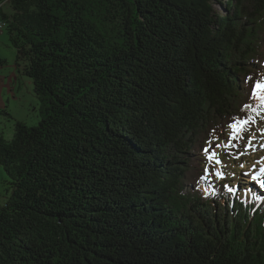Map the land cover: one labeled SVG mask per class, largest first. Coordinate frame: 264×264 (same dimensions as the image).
<instances>
[{
  "label": "trees",
  "instance_id": "1",
  "mask_svg": "<svg viewBox=\"0 0 264 264\" xmlns=\"http://www.w3.org/2000/svg\"><path fill=\"white\" fill-rule=\"evenodd\" d=\"M7 2L41 118L0 136V264H264L263 187L202 152L264 121V0Z\"/></svg>",
  "mask_w": 264,
  "mask_h": 264
},
{
  "label": "rangeland",
  "instance_id": "2",
  "mask_svg": "<svg viewBox=\"0 0 264 264\" xmlns=\"http://www.w3.org/2000/svg\"><path fill=\"white\" fill-rule=\"evenodd\" d=\"M0 4L1 19V13L9 14L11 8L7 0H0ZM213 6L217 13L223 12L220 5L213 4ZM0 57L6 61L0 67V136L10 140L13 136L14 124L17 120L25 122L28 126L38 124L41 118V102L34 94L32 80L24 75L16 65V49L10 44L5 28L0 31ZM252 124L254 125L252 129L259 130V133L251 135L252 144L250 147L246 149V145L249 143L248 137L243 139L242 143H236L239 146L235 149L237 152L232 147H226L225 145L229 143L231 134V129L229 128L226 133L227 140L215 141L214 139L212 140V146H206L209 149V154L215 151L217 156L210 162L205 154L207 159L205 165L212 167L215 173L216 171H220L224 177H227V173H229L234 179H239L240 183H243V180L247 182V179L252 178L253 174L264 169V163H262L264 161V121L255 120V123ZM231 143L235 145L233 140ZM218 144L220 147H217ZM204 149L202 152H204ZM215 159H219L221 163L217 164ZM231 162L235 166L248 167L250 171L244 169L240 172L231 169L229 167ZM245 173H248V175H245ZM262 174L264 175V173ZM247 183L251 184L252 182ZM251 185L255 187L258 184L256 181H253ZM10 193L11 189L8 184V177L0 165V205L7 199Z\"/></svg>",
  "mask_w": 264,
  "mask_h": 264
},
{
  "label": "snow or ice",
  "instance_id": "3",
  "mask_svg": "<svg viewBox=\"0 0 264 264\" xmlns=\"http://www.w3.org/2000/svg\"><path fill=\"white\" fill-rule=\"evenodd\" d=\"M249 80L252 79V77H248ZM251 96L253 99L258 101V104L256 107H253L251 104H246L244 105V108L250 109L252 112L256 113L257 115L260 114L261 111H264V77L261 79H258L255 81V85L251 90ZM249 123H255V120L252 117H247V118H235L234 122L229 125V128L231 129V134L229 137V143L225 145L226 147H235L231 143L232 140H238L241 138V133H243ZM212 141H209L208 144L211 146ZM252 144V138H249V143L246 145L247 147H250ZM217 147H220L218 144ZM204 152L207 156V159L211 162L213 161L214 158H216L217 153L215 151L211 152L209 154V149L206 147L204 149ZM215 162L217 164L221 163L219 159H215ZM243 167V166H242ZM208 172V167H205V173L207 174ZM261 173H264V169H261L259 172L255 173L252 175V180L256 181L258 185L264 186V180L260 179ZM215 175L217 178H223V174L220 171H216ZM245 175H248V173H245ZM207 177H201V179H206ZM213 194H215L213 192Z\"/></svg>",
  "mask_w": 264,
  "mask_h": 264
},
{
  "label": "bare ground",
  "instance_id": "4",
  "mask_svg": "<svg viewBox=\"0 0 264 264\" xmlns=\"http://www.w3.org/2000/svg\"><path fill=\"white\" fill-rule=\"evenodd\" d=\"M260 179H262V180H264V175L261 173V177H260ZM229 180H231V181H234V178L233 177H230V178H228V181ZM233 185H234V182H233ZM261 186V185H260ZM260 192H262V191H260ZM260 192H258V193H260Z\"/></svg>",
  "mask_w": 264,
  "mask_h": 264
},
{
  "label": "built area",
  "instance_id": "5",
  "mask_svg": "<svg viewBox=\"0 0 264 264\" xmlns=\"http://www.w3.org/2000/svg\"><path fill=\"white\" fill-rule=\"evenodd\" d=\"M5 24V21L0 20V31L6 26Z\"/></svg>",
  "mask_w": 264,
  "mask_h": 264
},
{
  "label": "clouds",
  "instance_id": "6",
  "mask_svg": "<svg viewBox=\"0 0 264 264\" xmlns=\"http://www.w3.org/2000/svg\"><path fill=\"white\" fill-rule=\"evenodd\" d=\"M0 20H1V19H0ZM4 28H5V27H4ZM4 28H3V29H4ZM3 29H2V30H3ZM2 30H1V31H2Z\"/></svg>",
  "mask_w": 264,
  "mask_h": 264
}]
</instances>
